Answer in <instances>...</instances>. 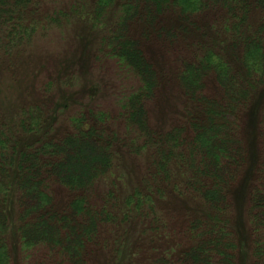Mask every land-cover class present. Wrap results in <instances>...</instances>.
I'll use <instances>...</instances> for the list:
<instances>
[{"label":"trees","instance_id":"16d2710c","mask_svg":"<svg viewBox=\"0 0 264 264\" xmlns=\"http://www.w3.org/2000/svg\"><path fill=\"white\" fill-rule=\"evenodd\" d=\"M67 25L118 85L0 102V264H264V0H0V81Z\"/></svg>","mask_w":264,"mask_h":264},{"label":"rangeland","instance_id":"374dc122","mask_svg":"<svg viewBox=\"0 0 264 264\" xmlns=\"http://www.w3.org/2000/svg\"><path fill=\"white\" fill-rule=\"evenodd\" d=\"M56 3L53 0H49L51 5ZM75 37L76 33L73 25L60 28L54 27L44 36H38L23 57V66L22 70L18 72L19 75L1 79L0 102L4 103L5 107L13 109L19 103L39 98L43 92L54 96L60 89H64L63 85H51L49 90L46 83L48 80H55L58 67L64 75L68 72H75L82 78V81H97L101 83L103 89L98 95L100 101L104 103L111 102L115 87L118 85L112 69L103 70L96 67H85L77 63H74L73 66L65 65V59H69L67 56L79 47ZM85 86L80 82L74 89L78 92ZM76 99L80 100L82 98L78 96ZM172 101L156 106L153 113L154 123L165 125L170 120V116L175 113V103H172ZM163 119H166L165 123L161 122Z\"/></svg>","mask_w":264,"mask_h":264}]
</instances>
